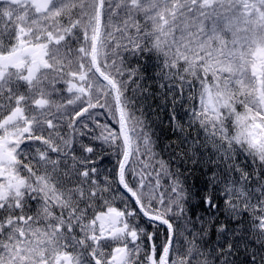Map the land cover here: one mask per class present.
<instances>
[{
  "label": "snow or ice",
  "instance_id": "1",
  "mask_svg": "<svg viewBox=\"0 0 264 264\" xmlns=\"http://www.w3.org/2000/svg\"><path fill=\"white\" fill-rule=\"evenodd\" d=\"M0 264H264V0H0Z\"/></svg>",
  "mask_w": 264,
  "mask_h": 264
}]
</instances>
